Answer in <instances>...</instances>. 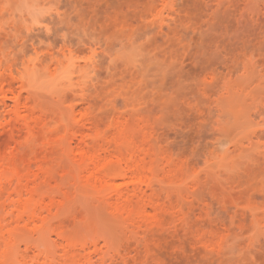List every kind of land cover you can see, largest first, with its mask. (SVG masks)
Here are the masks:
<instances>
[{"label":"rangeland","instance_id":"374dc122","mask_svg":"<svg viewBox=\"0 0 264 264\" xmlns=\"http://www.w3.org/2000/svg\"><path fill=\"white\" fill-rule=\"evenodd\" d=\"M0 100V264H264V0H0Z\"/></svg>","mask_w":264,"mask_h":264},{"label":"bare ground","instance_id":"6f19581e","mask_svg":"<svg viewBox=\"0 0 264 264\" xmlns=\"http://www.w3.org/2000/svg\"><path fill=\"white\" fill-rule=\"evenodd\" d=\"M5 97V96H4ZM1 101V100H0ZM2 103V104H1ZM5 103L6 102H4V100H3V102H0V107H3L4 108V106H1V105H5ZM7 104V103H6ZM7 106H9L8 104L5 106V107H7Z\"/></svg>","mask_w":264,"mask_h":264}]
</instances>
